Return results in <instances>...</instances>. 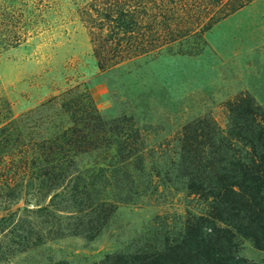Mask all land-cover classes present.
<instances>
[{"label": "rangeland", "instance_id": "obj_1", "mask_svg": "<svg viewBox=\"0 0 264 264\" xmlns=\"http://www.w3.org/2000/svg\"><path fill=\"white\" fill-rule=\"evenodd\" d=\"M239 98L264 111V0H0V264L187 245L212 210L183 129L225 135ZM234 232L235 261L264 264Z\"/></svg>", "mask_w": 264, "mask_h": 264}, {"label": "trees", "instance_id": "obj_2", "mask_svg": "<svg viewBox=\"0 0 264 264\" xmlns=\"http://www.w3.org/2000/svg\"><path fill=\"white\" fill-rule=\"evenodd\" d=\"M228 106L230 126L225 135L215 126L191 124L183 129L179 161L187 188L212 210L187 228V245L168 248L161 255H108L98 264H192L200 257L201 264H238L223 245H229L232 229L264 250V111L249 98ZM231 141L245 150L234 149Z\"/></svg>", "mask_w": 264, "mask_h": 264}]
</instances>
